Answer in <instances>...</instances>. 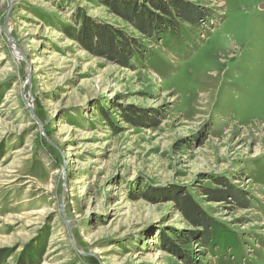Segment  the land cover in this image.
<instances>
[{"label":"rangeland","instance_id":"rangeland-1","mask_svg":"<svg viewBox=\"0 0 264 264\" xmlns=\"http://www.w3.org/2000/svg\"><path fill=\"white\" fill-rule=\"evenodd\" d=\"M152 1L203 16L152 38L110 0H0V264H264V0ZM92 20L153 63L89 52Z\"/></svg>","mask_w":264,"mask_h":264},{"label":"trees","instance_id":"trees-1","mask_svg":"<svg viewBox=\"0 0 264 264\" xmlns=\"http://www.w3.org/2000/svg\"><path fill=\"white\" fill-rule=\"evenodd\" d=\"M113 1L110 0L109 5L117 7L115 11L118 15L123 17L126 21H129L139 32L152 38L154 36H166L168 31L170 35L172 34L171 36H173L175 32L178 33L181 24L179 26L177 17H181L184 23L196 26L203 16L199 15V13L193 14L192 11L189 12V10L184 7H180L179 12L176 10V7H171V4L161 3L159 5L152 0V10L144 6V4H141L140 0H123L122 3L117 1V5H113ZM175 10L179 12L177 16ZM80 33L81 37L78 38V41L81 42L89 52H95L96 54L98 53L97 51H99L105 58L125 65H127L130 59L137 60L141 64H144L145 60H150V63H153L152 55L148 56V50L146 48L139 46V44H131L130 40L122 35V40H117L114 43L110 31L98 25L94 27L93 20L92 24L85 22L84 25H82V32L81 30L79 31V34ZM136 48H139V50ZM146 56H148L149 59H146ZM211 191H205L204 195L209 197L215 194L217 196L216 199H221L220 201H227L229 198L238 201L237 193L235 192L225 189ZM175 202L183 215L187 216L197 227L203 228L202 235L204 239L201 237V242L203 241L201 247H210L209 244L213 239L211 237L212 230L218 228L217 223L200 208L199 204L194 200V197L190 193H187V191H185L183 195L176 196Z\"/></svg>","mask_w":264,"mask_h":264},{"label":"water","instance_id":"water-1","mask_svg":"<svg viewBox=\"0 0 264 264\" xmlns=\"http://www.w3.org/2000/svg\"><path fill=\"white\" fill-rule=\"evenodd\" d=\"M8 21V20H7ZM2 30L3 32L8 36V38L10 39V42H11V49L14 51L15 54H17L16 52H18L19 55H23L21 53V51H18V48L16 46V43L15 41L9 36L8 32H7V29H6V23L2 26ZM23 99H24V102L27 103L28 102V99L25 98V96H23ZM29 112L32 114V116L37 120V122H39L40 126L42 127V124L41 122L39 121V119L35 116L34 114V110H33V107H29L28 108ZM66 167H67V164L65 162V167H64V171L66 170ZM63 208V207H62ZM62 215L64 216V212L62 210Z\"/></svg>","mask_w":264,"mask_h":264},{"label":"bare ground","instance_id":"bare-ground-1","mask_svg":"<svg viewBox=\"0 0 264 264\" xmlns=\"http://www.w3.org/2000/svg\"><path fill=\"white\" fill-rule=\"evenodd\" d=\"M8 34H9V30H8ZM0 60H2V59H0ZM2 62V61H1Z\"/></svg>","mask_w":264,"mask_h":264}]
</instances>
